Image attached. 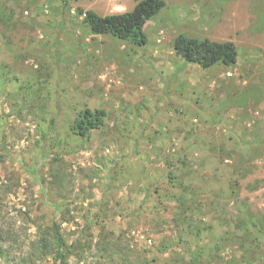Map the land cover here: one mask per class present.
<instances>
[{
  "label": "rangeland",
  "instance_id": "rangeland-1",
  "mask_svg": "<svg viewBox=\"0 0 264 264\" xmlns=\"http://www.w3.org/2000/svg\"><path fill=\"white\" fill-rule=\"evenodd\" d=\"M163 1L137 46L90 34L78 11L122 13L138 0H0L11 262L54 264L30 243L55 222L73 243L68 264H264V0ZM178 34L232 41L237 61L186 64ZM86 109L104 115L81 136Z\"/></svg>",
  "mask_w": 264,
  "mask_h": 264
},
{
  "label": "trees",
  "instance_id": "trees-1",
  "mask_svg": "<svg viewBox=\"0 0 264 264\" xmlns=\"http://www.w3.org/2000/svg\"><path fill=\"white\" fill-rule=\"evenodd\" d=\"M164 7L163 0H138V2L129 11L122 13L109 14L100 16L92 10L78 12L83 15L82 22L92 35H109L117 39L127 41L131 44L141 46L147 42V36L144 32L145 24L154 18ZM172 47L180 58L190 65H196L203 69L213 66L230 67L237 61L238 53L236 46L232 41H214L207 38L189 37L184 34H178L173 38ZM78 119L75 121V129L84 136L90 130L97 129L101 125V119L104 115L103 111H90L86 109L79 113ZM248 226L253 227L251 224ZM40 237L31 241L30 248L32 253H38L41 256L53 255L54 264H68L71 255L73 243H68L63 234L59 232L55 222L51 226H37ZM248 227L244 228L247 233ZM0 228V257L4 258L7 264H34L31 254L26 257H20L18 261L12 262L8 251L6 252L1 243L5 240L2 237ZM99 247V248H98ZM97 248L106 251L103 242L97 244ZM44 254V255H43ZM77 263L84 264L86 256L76 255ZM103 260L106 255H92ZM109 258L114 255H108ZM120 262L126 263L128 258L124 259L121 255ZM201 255H196L195 259L199 263ZM22 262V263H21ZM116 264H120L117 262Z\"/></svg>",
  "mask_w": 264,
  "mask_h": 264
}]
</instances>
